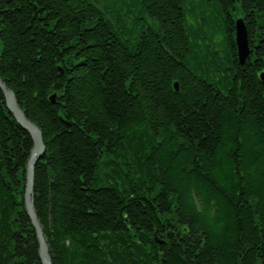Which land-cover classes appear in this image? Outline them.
I'll return each instance as SVG.
<instances>
[{
  "label": "trees",
  "instance_id": "16d2710c",
  "mask_svg": "<svg viewBox=\"0 0 264 264\" xmlns=\"http://www.w3.org/2000/svg\"><path fill=\"white\" fill-rule=\"evenodd\" d=\"M263 71L264 0H0L52 263L264 264ZM32 148L0 89V264H41Z\"/></svg>",
  "mask_w": 264,
  "mask_h": 264
},
{
  "label": "water",
  "instance_id": "95a60500",
  "mask_svg": "<svg viewBox=\"0 0 264 264\" xmlns=\"http://www.w3.org/2000/svg\"><path fill=\"white\" fill-rule=\"evenodd\" d=\"M235 34L238 62L240 66H244L248 57L250 56L251 46L249 42L248 30L243 18H239L235 21ZM260 80L264 83V71L260 74ZM174 87L176 90H178V83H175ZM0 89L3 92L8 111L11 113L17 123L30 135L33 141V148L30 152L25 169L24 205L26 213L29 216L31 224L36 233L41 264H53L44 230L35 209V169L39 161L46 153L43 134L41 129L34 122L27 118L17 101L16 94L10 88H8L2 79H0ZM51 99L54 101L55 96H52Z\"/></svg>",
  "mask_w": 264,
  "mask_h": 264
},
{
  "label": "bare ground",
  "instance_id": "6f19581e",
  "mask_svg": "<svg viewBox=\"0 0 264 264\" xmlns=\"http://www.w3.org/2000/svg\"><path fill=\"white\" fill-rule=\"evenodd\" d=\"M249 42H250V41H249ZM250 46H251V44H250ZM236 47H237V44H236ZM251 51H252V47H251ZM251 53H252V52H251ZM251 53H250V54H251Z\"/></svg>",
  "mask_w": 264,
  "mask_h": 264
}]
</instances>
